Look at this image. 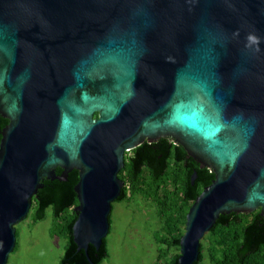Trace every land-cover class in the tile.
Segmentation results:
<instances>
[{"label":"water","instance_id":"1","mask_svg":"<svg viewBox=\"0 0 264 264\" xmlns=\"http://www.w3.org/2000/svg\"><path fill=\"white\" fill-rule=\"evenodd\" d=\"M0 117V264L73 170L72 239L98 249L125 153L160 139L214 175L179 240L195 264L219 216L264 219V0H0Z\"/></svg>","mask_w":264,"mask_h":264},{"label":"trees","instance_id":"2","mask_svg":"<svg viewBox=\"0 0 264 264\" xmlns=\"http://www.w3.org/2000/svg\"><path fill=\"white\" fill-rule=\"evenodd\" d=\"M7 123L0 117V133ZM194 171L196 179L191 184ZM60 172L56 169L57 175ZM117 177L124 186L115 202L135 197L149 200L160 218L164 241H167L168 248L174 249L167 264H177L185 216L203 188L211 184L213 173L207 168L201 169L186 156L181 146L160 139L125 153L124 167ZM77 181L75 170L68 173L65 182L42 181V188L32 199L34 212L31 220L34 223L41 221L45 211L51 209L56 223L52 235L59 234L66 240L59 264H102L108 257L106 239L98 249L89 246L86 253L78 250L72 239L71 228L76 220L73 208L78 204L73 187ZM60 223L59 229L57 224ZM204 254L211 264H264V219L259 210L248 215L231 213L219 216L200 242L199 259L195 264H201Z\"/></svg>","mask_w":264,"mask_h":264},{"label":"rangeland","instance_id":"3","mask_svg":"<svg viewBox=\"0 0 264 264\" xmlns=\"http://www.w3.org/2000/svg\"><path fill=\"white\" fill-rule=\"evenodd\" d=\"M30 209L18 224L16 245L6 264H59L66 240L52 235L56 225L48 208L41 221L33 222ZM60 229L61 223L57 224ZM155 207L149 200L135 197L113 202L106 244L108 257L102 264H167L173 248H168ZM201 264H211L204 254Z\"/></svg>","mask_w":264,"mask_h":264},{"label":"flooded vegetation","instance_id":"4","mask_svg":"<svg viewBox=\"0 0 264 264\" xmlns=\"http://www.w3.org/2000/svg\"><path fill=\"white\" fill-rule=\"evenodd\" d=\"M167 140H168L170 143H172L170 139H167Z\"/></svg>","mask_w":264,"mask_h":264}]
</instances>
